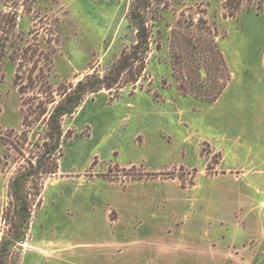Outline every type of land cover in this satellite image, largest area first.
I'll return each instance as SVG.
<instances>
[{
	"label": "rangeland",
	"instance_id": "1",
	"mask_svg": "<svg viewBox=\"0 0 264 264\" xmlns=\"http://www.w3.org/2000/svg\"><path fill=\"white\" fill-rule=\"evenodd\" d=\"M162 1L168 4L150 21L152 50L136 89L127 85L116 98L106 90L91 95L66 118L65 127L74 134L64 146L59 172L45 183L29 237L17 248L23 254L20 264H101L106 251H112L98 244L106 239L137 241L126 245V254L139 253L136 264H155L158 254L152 242L164 234L168 211L177 204L180 220L188 209L194 220L199 218L185 227L186 235L225 246L255 235L248 224L251 217L247 226L240 223L245 213L238 208L240 197L231 192L248 194L251 188L229 175L210 177L219 173L216 166L225 156V169L238 164L263 169L248 181L253 190L264 186V0H245L234 18L224 17L225 0ZM130 4L131 0H36L33 11L19 18L0 62V133L22 128L21 94L14 83L18 60L11 55L31 45L42 63L51 58L49 74L55 85L103 73L134 42ZM179 18L191 26L183 35L198 45L191 52L171 46V29ZM200 18L217 32L230 73L214 102L183 95L177 88L178 81L197 76L207 79L209 86L225 80L222 71L218 75L213 68L214 35ZM199 64L206 69H198ZM8 152L0 144V157ZM118 165L130 167L125 171ZM11 171L12 164L0 174V237ZM161 171H167L165 178L178 174L183 187H192L197 176L198 186L187 194L176 188L168 199V194L154 195L152 184H126L142 172ZM110 206L124 208L118 220ZM219 217L225 218L224 225ZM174 229L180 235L181 229ZM206 253L200 264H230Z\"/></svg>",
	"mask_w": 264,
	"mask_h": 264
},
{
	"label": "trees",
	"instance_id": "2",
	"mask_svg": "<svg viewBox=\"0 0 264 264\" xmlns=\"http://www.w3.org/2000/svg\"><path fill=\"white\" fill-rule=\"evenodd\" d=\"M244 1L225 0L224 17L234 18ZM35 3L36 0H0V62L7 54L8 42L16 32L19 18L24 13L32 12ZM167 4L162 0H131L128 15L135 30L134 42L126 45L117 60L103 73H88L76 82L55 85L49 74L51 58H46V63H42L37 49L32 50L31 45L19 48V53L11 55L18 60L14 83L21 94L22 128L0 133V144L9 151L0 157V174L12 164L7 183L8 201L2 212L4 226L0 237V264H20L23 259L22 251H17V248L28 239L36 208L43 204L45 183L59 172L64 146L74 134L72 129H66V118L78 112L91 95L106 90L110 98H116L127 85L136 89L138 82L146 75L152 50L153 23L150 21L158 18L160 8ZM258 9L262 7L258 6ZM199 21L214 35L210 49L215 56L213 68L218 75L222 71L225 80L222 84L214 81L209 86L207 79L198 76L193 79L187 72L188 78L192 79L178 81L177 88L183 95H194L206 102H214L227 86L230 73L218 48L217 32L207 26L206 19L200 18ZM190 27L182 18L172 27L171 46L175 50L191 52L198 48L182 33ZM197 68L205 66L199 64ZM163 83L165 86L166 81ZM145 89L152 92L151 88ZM133 93L130 92V96ZM158 176H168V173H142L137 179Z\"/></svg>",
	"mask_w": 264,
	"mask_h": 264
},
{
	"label": "crops",
	"instance_id": "3",
	"mask_svg": "<svg viewBox=\"0 0 264 264\" xmlns=\"http://www.w3.org/2000/svg\"><path fill=\"white\" fill-rule=\"evenodd\" d=\"M212 147L217 151H220V148L216 146ZM224 157L225 156H223L222 162L216 166V169L219 170L218 174H216L214 177L206 176L205 174L204 175L213 179L221 178L223 175H229L233 181H244V184L251 188V191H249L248 194L246 192L241 193L242 191L236 190H231V192H233L234 195H238L240 197L238 201V208L241 212L245 213L242 217L243 222L240 221V223L247 226L248 220L251 217V220L248 224L254 230L253 232L255 235L250 239L241 241L239 244L236 243V240L230 241L226 246L222 245L216 240L205 241L204 238H200L197 235H186L185 227L189 223L193 225L194 222L196 224L199 221V218H196L195 221L191 217L192 214L190 209H188L187 211L183 212L184 216L180 220L178 217V214H180L178 211L179 204H177L168 211V224L165 223L164 225V234H160L158 238L152 242L156 245V247L152 250L156 251L158 254L157 259L155 258V264H200L204 260V257L207 254L206 252L211 253L212 256L215 258L218 257L220 260L229 261L230 264H264V186L262 184H258L256 185L255 190H253V184L248 181L249 176L254 172L255 174H263V169L253 166H240L239 164L235 168L228 167L225 169ZM119 167L129 168L130 165L127 167ZM167 171H161L158 173H165ZM101 172L102 171L99 173ZM99 173H95V177L103 179V177L99 176L101 175ZM142 173L146 174L147 172ZM111 182L115 183L114 181ZM141 182L152 184L155 191L154 195L156 196H164L165 194H168V199L169 192L171 193V191L176 188L187 194L192 192L198 186V178L196 176L194 178V183H192V187H183L181 184V178L178 176V174H175L171 178H165L162 176L143 177L141 179L127 182L126 184L128 185ZM123 185L124 184H122V186ZM226 191L227 190L224 191L223 196L228 195ZM253 191H255V193ZM110 207L114 208L116 212L124 210L122 206ZM110 207L108 208V213ZM118 219L119 212L116 220ZM224 219L225 218L221 217L218 218L220 225H224ZM174 228L181 229L180 235H175L176 230ZM223 240H225V236H223ZM131 243L137 244L138 242L135 240L122 242L118 239H106L105 241L98 243L99 245H102V247L112 249L111 252H108V250L106 251L107 253L102 259L101 264H136L137 260H139L140 254L136 252L126 254V248L130 246ZM61 256L62 254H60L58 257Z\"/></svg>",
	"mask_w": 264,
	"mask_h": 264
}]
</instances>
